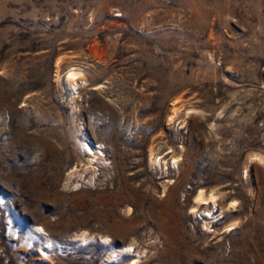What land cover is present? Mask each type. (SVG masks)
<instances>
[{
    "label": "rangeland",
    "instance_id": "374dc122",
    "mask_svg": "<svg viewBox=\"0 0 264 264\" xmlns=\"http://www.w3.org/2000/svg\"><path fill=\"white\" fill-rule=\"evenodd\" d=\"M0 264H264V0H0Z\"/></svg>",
    "mask_w": 264,
    "mask_h": 264
},
{
    "label": "bare ground",
    "instance_id": "6f19581e",
    "mask_svg": "<svg viewBox=\"0 0 264 264\" xmlns=\"http://www.w3.org/2000/svg\"><path fill=\"white\" fill-rule=\"evenodd\" d=\"M98 56V55H97ZM74 78H75V75L74 74H70L69 75V77H68V85L70 86V87H74V85L76 84V82H75V84H74V82H73V80H74ZM206 199H208L207 197H206ZM210 199H211V197H210ZM214 200V199H213ZM204 201V198H203V193H199L198 194V196L196 197V202L199 204V203H201V202H203ZM166 205H168V203H166ZM128 209V208H127ZM128 211V210H127ZM197 211V210H196ZM194 213H195V211H193Z\"/></svg>",
    "mask_w": 264,
    "mask_h": 264
}]
</instances>
